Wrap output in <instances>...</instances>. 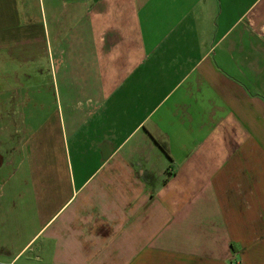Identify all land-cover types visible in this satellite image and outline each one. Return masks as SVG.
<instances>
[{"label": "crops", "instance_id": "0c3cea01", "mask_svg": "<svg viewBox=\"0 0 264 264\" xmlns=\"http://www.w3.org/2000/svg\"><path fill=\"white\" fill-rule=\"evenodd\" d=\"M0 264H264V0H0Z\"/></svg>", "mask_w": 264, "mask_h": 264}, {"label": "rangeland", "instance_id": "374dc122", "mask_svg": "<svg viewBox=\"0 0 264 264\" xmlns=\"http://www.w3.org/2000/svg\"><path fill=\"white\" fill-rule=\"evenodd\" d=\"M9 94L8 99H6V95L3 98L2 108H13L15 109V113L18 116V119L23 121V116L29 113V89L25 90L24 88H13L8 90H1V92H7ZM28 92V94H27ZM5 103V104H4ZM14 103V105H13ZM12 105V106H11ZM16 105V106H15ZM11 106V107H10ZM22 122H20L21 124Z\"/></svg>", "mask_w": 264, "mask_h": 264}]
</instances>
